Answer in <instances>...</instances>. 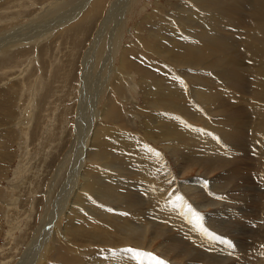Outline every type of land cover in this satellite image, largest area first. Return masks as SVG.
<instances>
[{
	"label": "rangeland",
	"instance_id": "1",
	"mask_svg": "<svg viewBox=\"0 0 264 264\" xmlns=\"http://www.w3.org/2000/svg\"><path fill=\"white\" fill-rule=\"evenodd\" d=\"M210 3L214 11L227 18L229 11L225 1L210 0ZM241 10L234 8V26L229 23L219 29L237 45L236 51L228 54L226 60L235 65L238 63L241 68L257 64L263 69L258 77L264 79L261 64L264 54H260V46L264 43H253L251 37H246L247 31L261 22L251 12V7ZM210 18L224 24L217 17L212 18V10L196 0H0V264H20L25 258L43 255L46 264H77L78 261L91 264L95 258L122 253L129 248L153 253L170 264H187L188 261L181 260L177 253L181 247L188 243L194 252L203 251L201 242L190 240L185 231L188 227L181 217L194 218L188 212V205L201 215L197 227L201 223L208 232L221 237L214 248L218 264H264V185L256 178L258 163L250 162L246 157L251 152L233 149L243 156L233 158L239 171L246 170L245 163L248 162L252 172L256 173L241 184L236 182L238 186H235L237 184L222 176L225 170L213 169L207 173L201 164L187 161L189 154L182 148L183 143H189L187 147L198 149L192 142L198 140L199 134L218 139L220 134L215 125H220L222 104L215 92L227 89L225 81L219 77L203 79L209 93L205 91L206 95L193 96L199 86L183 77L182 66L169 60L157 47L165 38L167 43L174 37L200 35L197 32L199 25L212 21ZM220 52L223 54L224 51ZM242 93L239 102L246 112L251 97ZM174 96L183 99L172 100ZM163 98L167 100V106L174 102L175 110L159 105L158 100ZM260 103L257 109L264 111V97ZM108 109L110 113L106 116L104 112ZM252 119L253 124L259 121ZM178 145L180 148L174 150ZM87 172L96 175L95 185H90ZM235 177L238 179L239 175ZM117 179L138 183L129 190L134 193V208H127L120 201L121 194L125 193L122 187L125 183H119ZM215 182L220 183L216 194L220 192L221 195L209 197L207 190L216 191ZM111 184L121 185L120 194L114 195V200L105 197V190ZM86 186L90 190L100 186L99 190L101 187L102 190L95 193ZM72 190L74 194L84 191L86 195L94 196L96 202L92 201L91 205L97 204L99 210L90 208L91 212L86 200V216L90 221L79 231H75L77 225L74 222L68 224L65 211L61 212V219L56 215L58 208L65 210L68 207L74 195ZM65 197L67 206L64 205ZM177 197H183V200ZM214 201L224 204L226 210L230 208L228 213L216 212L215 206L210 204ZM74 206L81 208V203L76 202ZM100 211L106 215H99ZM76 216L79 218V214ZM110 216L112 219L117 216L130 218V221L144 224V228L150 219L152 224L147 225L150 229L146 230L142 244L137 245L126 240L128 235L120 232L123 230L109 220ZM154 223L159 225L154 226ZM56 225L61 236L70 240L67 248L70 256L66 260L54 255L58 249L54 247L59 244L52 235ZM154 234L162 237L151 242ZM176 236L179 241L180 236L189 240L178 245L172 239ZM192 242H195L194 246ZM42 245L49 251L44 253ZM175 246L178 251L172 250ZM39 251H42L41 257ZM207 255L205 251L202 258ZM207 262L217 264L215 261L199 264Z\"/></svg>",
	"mask_w": 264,
	"mask_h": 264
},
{
	"label": "bare ground",
	"instance_id": "2",
	"mask_svg": "<svg viewBox=\"0 0 264 264\" xmlns=\"http://www.w3.org/2000/svg\"><path fill=\"white\" fill-rule=\"evenodd\" d=\"M198 3H200L201 5H203L204 7H208L212 10V18H216L217 20H221L224 24L222 25V23H216L214 22V20H211L210 22L207 23L206 21L205 23H203V25H199V30L197 32H200V35H196L190 38L187 37H174L175 35H172L174 37L173 41L167 42L165 43L166 38L163 40V43L161 42L160 44H158V50L160 51V53H164V55H166L168 57L169 60H174V63L176 65L182 66L181 67V75H183V77H188L190 80H192V82L199 86L195 88V94H193V96H203L206 95L205 91H208L209 93V89L208 87L202 82L203 79L206 80H215L216 77L221 78L222 82H224V85L226 86V90L222 89V90H218L215 92V95L219 98L221 104H222V108H221V114H222V119L220 121V125H215L216 126V132L219 135L218 137V141L215 139V137H211V136H202L199 134V136H196L198 138L197 141L192 142L193 144H196L198 147V149L196 148H190L187 147L189 146L188 144H184L182 148L186 149L188 152V160L187 161H193L196 164H201L202 167H204V169H206V172L209 173L211 172L213 169H221V170H225L224 174H222V176L226 179H228L230 182H234L235 186H238L239 182L241 184V182H245L248 179L251 178V175H255L254 171L252 172L251 170V165L248 164V162H246L245 164L247 165L246 170L242 169L241 171H239V169L236 167V165L234 164V159L233 158H243V156H239L237 151H233V149H240L243 148L244 150L247 151V154L249 152H251L248 156L247 159L251 162V161H255L256 163H258L257 166V177L259 178L260 182L264 185V111H260L259 109H257V106H260V101L261 98L264 97V79L263 78H259V74H261L262 72V67L257 66V64H255V66H248L247 68L243 67H239L238 63L237 65H235V63L233 61H227L226 60V56L228 54H231L233 52L236 51V47L234 43L228 38L225 37V35H222L219 31L220 28L224 27L225 25L229 24L230 25L232 23L235 24V21L232 19V13L234 11V8L237 9H244V8H249L251 7V12L253 11L254 15L258 18V20L261 22L259 25H257L256 27H252L250 28L247 32L248 35L246 34V37L249 36L252 38L253 43H256L257 41L264 43V0H233V1H228V0H223L227 3V9L229 11V14L227 16V18H225L224 16H222L221 14L217 13L216 11H214L213 9V4L210 3V0H196ZM95 2V1H94ZM181 5V4H180ZM179 5V6H180ZM198 5V4H197ZM87 7V5H86ZM89 9V8H88ZM90 10V9H89ZM248 10V9H247ZM118 11V10H117ZM178 11V8H177ZM187 11V10H185ZM197 11V10H196ZM209 11V10H208ZM242 11V10H241ZM176 12V10H175ZM116 13V12H115ZM211 13V12H210ZM243 13V12H242ZM188 14V13H187ZM197 14V13H196ZM175 15V14H174ZM200 16V15H199ZM190 17V16H189ZM201 17V16H200ZM203 17V16H202ZM242 18V17H241ZM164 19V18H163ZM166 19V18H165ZM177 19V18H176ZM184 19V18H183ZM190 19L192 20V18L190 17ZM189 20V19H188ZM189 20V21H191ZM203 20V19H202ZM171 21V19H170ZM173 21V20H172ZM199 21V19H198ZM121 23V22H120ZM165 23V22H164ZM175 23V22H174ZM178 23V22H176ZM186 23V21H185ZM189 23V22H188ZM191 24V23H190ZM197 24V23H196ZM234 24H232L234 26ZM157 25V24H156ZM163 25V24H162ZM179 25V24H178ZM229 25V26H230ZM120 26V25H119ZM164 26V25H163ZM185 28V27H184ZM161 29V28H160ZM165 30V29H164ZM196 30V29H195ZM227 30V29H226ZM168 31V30H167ZM191 31V30H190ZM229 31V29H228ZM245 31V30H244ZM170 32V31H169ZM194 32V31H193ZM246 32V31H245ZM175 33V32H173ZM178 33V32H177ZM196 33V32H195ZM225 33V31H224ZM164 34V33H163ZM168 34V33H167ZM170 34V33H169ZM227 34V33H226ZM101 35V34H100ZM177 35V34H176ZM189 35V34H188ZM115 36V35H114ZM171 36V34L169 35ZM167 36V37H169ZM233 36V35H232ZM172 37V38H173ZM100 38V37H99ZM170 38V37H169ZM99 40V39H97ZM160 40V39H159ZM169 41V40H168ZM237 41V40H235ZM159 42V41H158ZM241 42V41H240ZM112 43V42H111ZM236 43V42H235ZM97 44V43H96ZM156 45V44H155ZM244 46V45H243ZM251 46V45H249ZM248 46V48H249ZM258 46V45H257ZM152 47V46H151ZM252 47V46H251ZM254 47V46H253ZM259 47V46H258ZM256 48V46H255ZM261 50L260 54H264V46H260ZM245 49V48H244ZM243 49V50H244ZM258 49V48H257ZM256 49V50H257ZM250 50V49H249ZM163 51V52H162ZM220 51H224L223 54H220ZM247 51V50H246ZM251 51V50H250ZM248 52V51H247ZM253 52V51H251ZM255 52V50H254ZM109 53V52H108ZM157 53V52H156ZM159 53V54H160ZM250 53V52H249ZM220 54V55H219ZM236 54V53H235ZM232 54V55H235ZM246 54V53H244ZM256 54V53H255ZM259 54V53H258ZM171 55V56H169ZM251 55V54H250ZM254 55V54H253ZM154 56V55H153ZM188 56L189 59H185V57ZM212 56V57H211ZM157 57V56H156ZM235 56H232V58ZM248 57V55H247ZM252 57V56H251ZM209 58V59H207ZM250 58V57H249ZM228 59V58H227ZM238 59V58H237ZM253 59V58H252ZM232 60V59H231ZM246 60V59H245ZM264 57H262V66L264 67ZM238 62V61H237ZM227 63V64H225ZM249 63V62H248ZM240 64V63H239ZM242 65V64H241ZM178 66V67H179ZM227 66V67H226ZM229 66V67H228ZM88 67V66H87ZM89 77V76H88ZM155 77V76H154ZM184 78V80H185ZM98 79V78H97ZM181 79V78H180ZM166 80V79H165ZM188 81V80H187ZM186 83V82H185ZM161 86V84H159ZM222 85V87L224 86ZM159 86V87H160ZM191 86V85H190ZM93 87V86H92ZM178 87V86H177ZM176 87V89H177ZM192 87V86H191ZM95 88V87H94ZM180 88V87H179ZM193 88V87H192ZM224 88V87H223ZM100 90V89H98ZM192 90V89H190ZM193 91V90H192ZM191 92V91H190ZM242 92H246L248 97H251V105L248 108V110H246V112H244V106L240 105V100L242 98ZM245 95V94H244ZM247 97V96H246ZM175 98H182L181 96H174L172 97V100ZM165 98H163V100H158L159 105H162L163 107H168V108H172L173 110H175V103L171 101V105H166L165 102L167 101ZM183 99V98H182ZM250 99V98H249ZM86 100V99H85ZM100 101V100H99ZM98 101V102H99ZM248 101V99L246 100ZM181 102V101H180ZM250 102V101H249ZM113 103V102H112ZM242 103V102H241ZM247 103V102H246ZM98 104V103H97ZM153 104V103H152ZM250 104V103H249ZM90 105V104H89ZM94 105V104H93ZM186 107H189L187 104H184ZM237 105H240L238 107H236ZM157 106V105H156ZM235 108V110H232V108ZM115 108V107H114ZM87 110V109H86ZM109 110V109H108ZM106 110L105 115L108 116L110 113V110L108 111ZM113 111H115L112 108ZM181 111V109H178ZM165 112V111H164ZM115 113V112H114ZM118 113V112H117ZM186 113V112H183ZM116 114V113H115ZM88 115V114H87ZM155 115V114H154ZM102 116V115H101ZM159 116V115H158ZM167 116V115H166ZM111 117V116H110ZM156 117V116H155ZM246 117V119L244 118ZM98 118V117H97ZM160 118V117H159ZM170 119V117H168ZM244 118V119H243ZM250 118L254 119L256 118L257 120H259L257 123L255 121V123L253 124V122L250 120ZM87 119V118H86ZM252 119V120H253ZM255 120V119H254ZM159 121V120H158ZM90 122V120L88 121V123ZM161 122V121H160ZM168 123V122H167ZM86 124V122H85ZM163 126V125H162ZM100 128V127H99ZM109 128V127H108ZM92 129V128H91ZM97 129V128H95ZM99 130V129H98ZM89 132V131H88ZM96 132V131H95ZM158 132V131H157ZM87 133V132H86ZM85 133V135H87ZM109 133V131H108ZM160 133V132H159ZM97 134V132H96ZM101 135L103 133H100ZM183 134V133H182ZM185 134V133H184ZM210 134V133H208ZM99 134H97L98 136ZM100 135V138H101ZM172 135V134H171ZM174 136H178V135H174ZM183 136V135H182ZM181 136V137H182ZM221 136V137H220ZM117 137V136H116ZM95 138V137H94ZM108 138V137H107ZM177 138V137H176ZM82 139V138H81ZM93 139V138H92ZM98 139V138H97ZM109 140V139H108ZM116 140V139H115ZM92 143V142H91ZM94 143V142H93ZM104 143V142H103ZM93 145V144H92ZM104 145V144H103ZM108 145V144H107ZM164 145V144H163ZM87 147V146H86ZM105 146H102V148ZM120 147V146H119ZM185 147V148H184ZM83 148V147H82ZM99 148V147H98ZM113 148V147H112ZM179 145L178 147H175V149H179ZM84 149V148H83ZM101 148H99L100 151ZM182 149V150H183ZM108 150V149H107ZM242 150V149H241ZM172 151V150H171ZM244 151V152H246ZM116 152V151H115ZM185 152V151H184ZM235 152V153H234ZM102 153V152H100ZM106 153V152H105ZM177 153V152H176ZM181 154V153H180ZM102 156H104L103 154H101ZM124 155V154H123ZM144 155V154H143ZM174 155V154H173ZM83 156V155H82ZM157 156V155H156ZM178 156V155H177ZM184 156V153H183ZM135 157V156H134ZM187 157V156H186ZM104 158V157H103ZM106 158V157H105ZM185 158V157H183ZM254 158V159H253ZM86 159V158H85ZM141 159V158H140ZM156 159V158H155ZM154 159V160H155ZM181 158H179L180 160ZM196 159V160H194ZM105 160V159H104ZM114 160V159H113ZM119 160V159H118ZM144 160V159H143ZM157 160V159H156ZM156 160L154 162H156ZM178 160V161H179ZM185 160V159H184ZM138 161V159L136 160V162ZM145 161V160H144ZM143 161V162H144ZM147 161V160H146ZM181 161V160H180ZM91 162V161H90ZM138 163V162H137ZM95 164V163H94ZM119 164V163H118ZM121 164V163H120ZM180 164V163H179ZM240 164V163H239ZM257 165V164H256ZM125 166V164L123 165ZM159 166V165H158ZM78 167V166H77ZM126 167V166H125ZM130 167V166H129ZM179 167V166H177ZM189 167V166H188ZM187 167V168H188ZM110 168V167H109ZM158 168V167H157ZM180 168V167H179ZM127 169V168H126ZM142 169V167H141ZM80 171L82 170L79 169ZM116 170V169H115ZM180 171V170H179ZM115 172V171H114ZM124 172V171H123ZM138 172V171H137ZM83 174V171L81 172ZM112 173V172H111ZM81 174V175H82ZM86 175H89L90 177V185H95V179L97 178L95 174L93 173H85ZM239 175L238 179L234 176ZM255 175V176H256ZM121 176V175H120ZM205 176V175H204ZM116 177V176H115ZM128 177V176H127ZM70 178V176H69ZM83 178V177H82ZM126 178V177H125ZM234 178V180H233ZM104 179V178H103ZM102 179V180H103ZM121 179V178H120ZM64 180V179H63ZM72 180V179H71ZM70 180V182H71ZM74 180V179H73ZM98 180V179H97ZM96 180V181H97ZM105 180V179H104ZM118 180V179H117ZM122 180V179H121ZM59 181V180H58ZM78 181V180H77ZM86 181V184L87 182ZM119 183L121 182L120 180H118ZM117 181V184H118ZM196 182V180H194ZM225 181V180H224ZM200 182V181H199ZM73 183V182H72ZM71 183V184H72ZM75 183V182H74ZM101 183H103V181H101ZM106 183V181H105ZM104 183V184H105ZM108 183V182H107ZM121 183H125V182H121ZM136 182H132L130 179L125 183V185H123L122 187L125 189L121 194V202L124 204L125 207L127 208H134L136 206L135 201H134V193H131L129 190L131 189L130 186H134V185H138V183ZM149 184V183H148ZM211 184V182H210ZM219 182H215L214 187L216 188V191L213 189H208L207 193L209 195V197L215 196V195H221L220 192L218 193L219 189L217 190L218 187H220ZM73 185V184H72ZM101 185V184H100ZM106 185V184H105ZM104 185V186H105ZM144 185V184H143ZM206 185V184H205ZM84 186V185H82ZM121 186V185H120ZM120 186L117 185H108V189L105 190V192H107V196H105L106 198L111 197V200H114L113 196L114 195H119L120 192ZM204 186V185H202ZM234 186V185H233ZM70 187H72L70 185ZM74 187V186H73ZM87 187V186H86ZM100 187V186H99ZM99 187L94 186L95 190H90L89 186L87 188H89L90 191H95V193L102 190ZM117 187V188H116ZM149 187V186H148ZM198 187V186H197ZM222 190H224L223 186ZM244 187V186H243ZM242 187V188H243ZM264 187V186H263ZM81 188V187H80ZM116 188V189H114ZM122 188V189H123ZM205 188V187H204ZM207 188V187H206ZM209 188V187H208ZM213 188V187H212ZM226 188V186H225ZM232 188V187H231ZM236 188V187H235ZM233 188V189H235ZM261 188V186H260ZM69 189V188H68ZM83 189V188H82ZM143 189V188H141ZM202 189V188H201ZM66 190V189H65ZM84 190V189H83ZM104 190V189H103ZM145 190V189H144ZM205 190V189H202ZM212 190V191H211ZM231 190V189H230ZM245 190V187H244ZM263 190V188H262ZM261 190V191H262ZM81 191V190H80ZM86 191V190H84ZM76 192L77 194L73 193V190L71 191L74 195L71 197V199L68 200L65 197V201H64V205H66L68 203V207L65 208V210L58 208L59 212L56 213V215L58 217H60V214L62 211H65V215L66 217H69V222L68 224L71 225L72 222H74L77 226L75 228V231H79L82 230V228H85L87 226V222L90 221V217H87V210L85 207V202H87L86 200H88L89 202V210L94 209V210H98V208L96 207L97 204L95 205H91L92 201L96 202V199H94L93 197H90L88 194L86 195L85 192ZM118 191V192H117ZM147 191V190H146ZM200 191V190H199ZM236 191V190H235ZM67 192V190L65 191ZM97 192V193H98ZM102 192V191H101ZM223 192V191H222ZM225 192V191H224ZM63 193V192H62ZM137 193V192H136ZM135 193V194H136ZM65 194V193H64ZM71 195V193H69ZM68 194V196H69ZM139 194V193H138ZM195 194L200 195L199 192H196ZM205 194V193H203ZM238 194V193H237ZM245 194V193H244ZM207 195V196H208ZM246 195V194H245ZM255 195V194H254ZM51 196V195H50ZM104 196V195H103ZM202 196V195H200ZM101 197V196H99ZM115 197V196H114ZM230 197V196H229ZM239 197V196H238ZM69 198V197H68ZM105 198V199H106ZM204 198V197H203ZM104 199V198H103ZM110 199V198H108ZM169 199V198H168ZM209 199V198H208ZM207 199V200H208ZM213 199V198H212ZM230 199V198H229ZM51 200V199H50ZM62 200V199H61ZM204 200V199H203ZM206 200V201H207ZM237 200V199H236ZM117 201V200H116ZM67 202V203H66ZM72 202V203H70ZM76 202L81 203V208L74 206V204ZM144 202V201H143ZM169 202V201H168ZM221 202V201H220ZM224 202V201H223ZM245 202V201H244ZM203 203V202H202ZM243 203V202H242ZM53 204V203H52ZM210 204H213L215 206L216 212H225L228 213V211L230 210V208H228V210H226L225 206H223L224 204L222 203H216L211 202ZM231 204V203H230ZM54 205V204H53ZM61 205V203H60ZM147 205V204H146ZM185 205V204H184ZM204 205L208 206V202ZM211 205V206H213ZM240 205V204H239ZM244 205V204H243ZM67 206V205H66ZM87 206V205H86ZM197 206V205H196ZM153 207V206H152ZM166 207V206H165ZM204 207V206H203ZM227 207V206H226ZM232 207V206H230ZM263 207V206H262ZM88 208V207H87ZM126 208V209H127ZM144 208V207H143ZM162 208V207H161ZM264 208V207H263ZM56 209V206H55ZM160 209V208H159ZM188 209V208H187ZM197 209V208H196ZM235 209V208H233ZM57 210V209H56ZM152 210V208H151ZM262 210V209H260ZM55 211V210H54ZM91 211V210H90ZM89 211V213H90ZM99 211V210H98ZM141 211V210H140ZM143 211V210H142ZM147 211V210H146ZM157 211V210H156ZM170 211V210H169ZM236 211V210H235ZM263 211V210H262ZM92 212V211H91ZM175 212V211H174ZM47 213V212H46ZM133 213V212H131ZM164 213V212H163ZM182 213V212H181ZM77 214H79V218L76 216ZM99 215L105 214L106 212L100 211L98 213ZM154 215V214H151ZM158 215V214H157ZM218 215V214H217ZM262 215V214H261ZM260 215V216H261ZM56 216V217H57ZM132 216V215H131ZM163 216V215H162ZM178 216V215H177ZM192 216V215H191ZM201 216V215H200ZM207 216V215H206ZM231 216V215H230ZM118 217V216H117ZM113 218L112 216L109 217V220H111L112 222H114L115 224L118 225V227L123 230L120 231L122 233H125L128 235V237H126V240L130 241H134L135 243H137V245L142 244V239L143 236L146 233V230H149L147 225L148 224H152V220L150 219V222H148L145 225L144 228V224H141L140 222H133L127 219L122 218ZM139 217V216H138ZM161 217V216H160ZM175 217V216H174ZM181 217V216H180ZM217 217V216H215ZM43 218V217H42ZM136 218V217H135ZM134 218V219H135ZM164 218V217H163ZM182 221L183 224L187 225V229L185 230L183 227H181L182 231L185 230L187 231L186 234L188 235V238L190 240H194V241H198L201 242V245H203L201 248H203L202 253L200 252H194L191 247L189 246V244L187 243V241L189 239H185L184 237L180 236V241H179V237L176 236L175 238L172 237L173 242H175V244L179 243H187L185 244V247H181V251L177 252L179 253L180 259L181 260H185L188 261L186 262L187 264H199L200 262L202 263L203 261H215L218 259L216 251L214 248H216L218 246V243H220V239H213L211 238L210 235L205 234L204 231L201 230L200 225H202L204 227L203 224H199V227H197L196 225L198 224V222L193 218H187L186 216H182ZM224 218V217H223ZM232 218V217H231ZM57 219V218H56ZM61 219V217H60ZM92 219V218H91ZM123 219V220H121ZM172 219V218H171ZM203 219V218H202ZM247 219V218H246ZM261 219V218H260ZM93 220V219H92ZM155 220V219H154ZM153 220V221H154ZM174 220V219H173ZM180 220V219H179ZM236 220V219H235ZM238 220V219H237ZM258 220V219H257ZM47 221V220H46ZM204 221V220H203ZM207 221H208V217H207ZM206 221V222H207ZM241 221V220H240ZM58 222V221H57ZM60 222V221H59ZM62 222V220H61ZM156 222V221H155ZM164 222V221H163ZM176 222V221H175ZM217 222V221H216ZM242 222V221H241ZM260 222V220H259ZM87 223V224H85ZM159 223V222H158ZM158 223H154V226L156 224V226H158ZM167 223V221H166ZM210 223V222H209ZM212 223V222H211ZM210 223V224H211ZM227 223V222H226ZM48 224V222H47ZM58 224V223H57ZM158 224V225H157ZM171 224V223H170ZM169 224V225H170ZM208 224V223H207ZM222 224V223H221ZM234 224V223H233ZM45 225V224H44ZM51 225V224H50ZM189 225V226H188ZM215 225V224H214ZM211 226V227H214ZM68 226V225H67ZM90 226V225H89ZM167 226V224H166ZM196 226V227H195ZM216 226V225H215ZM227 226V225H226ZM243 226V225H242ZM44 227V226H43ZM48 227V226H47ZM46 227V228H47ZM249 227V226H248ZM262 227V226H261ZM52 228V227H51ZM55 228V229H54ZM66 228V227H65ZM160 228V227H159ZM166 228V227H165ZM191 228V230H190ZM216 228V227H215ZM251 228V227H250ZM254 228V227H252ZM54 231H52V235L54 234L55 239L59 241V244L54 247L55 249H57V252L59 251L60 253L63 254H59L56 252V254H54L57 259L60 258L61 260H66V258H68L70 256L69 251L67 250L68 247H70V240L68 241L66 239V237H62L61 233L59 232V227L58 225H56L55 227L53 226ZM152 229V227H151ZM195 229V230H194ZM207 229V228H206ZM213 229V228H211ZM222 229V226H221ZM47 230V229H46ZM157 230V228H156ZM159 230V229H158ZM163 230V229H161ZM160 230V231H161ZM177 230V229H176ZM214 230V229H213ZM218 230V229H216ZM220 230V228H219ZM224 230V229H223ZM226 230V229H225ZM236 230V229H235ZM49 231V230H47ZM46 231V232H47ZM117 231V230H116ZM165 231V230H164ZM210 231V230H209ZM233 231V230H232ZM263 231V230H262ZM158 232V231H157ZM218 232V231H217ZM227 232V231H226ZM230 232V230H229ZM218 233H221L218 232ZM223 233V231H222ZM228 233V232H227ZM264 233V232H263ZM39 234V233H38ZM48 234V233H46ZM231 234V233H230ZM233 234V233H232ZM45 235V234H42ZM166 235V234H164ZM226 235V233L224 234ZM229 235V234H228ZM38 236V235H37ZM50 236V235H49ZM161 236V234L159 235ZM157 234L153 235V240H151V242H153L157 237H159ZM183 236V234H182ZM232 236V235H231ZM262 236V235H260ZM162 237V236H161ZM164 237V236H163ZM187 237V236H186ZM258 237V236H257ZM48 238V237H45ZM92 238V237H91ZM264 238V237H262ZM40 239V238H39ZM49 239V238H48ZM74 239V237H73ZM241 239V238H240ZM256 239V238H255ZM41 240V239H40ZM42 244H45L44 239H42ZM94 240V239H93ZM96 240V239H95ZM94 240V241H95ZM166 240H168V238H166ZM234 240V239H233ZM251 240V239H250ZM261 240V238H260ZM264 240V239H263ZM262 240V241H263ZM90 241V240H89ZM232 241V240H231ZM254 241V240H253ZM259 241V240H258ZM261 241V242H262ZM93 242V241H92ZM150 242V241H149ZM190 242V241H189ZM198 242V243H199ZM222 242V241H221ZM249 242V241H248ZM264 242V241H263ZM41 243V242H39ZM38 243V244H39ZM124 243V242H122ZM131 243V242H129ZM134 243V245H135ZM167 243V242H166ZM198 243H196V245H199ZM254 243V242H253ZM260 243V242H259ZM37 244V243H36ZM126 244V243H125ZM191 244V243H190ZM193 246L195 244V242H192ZM191 244V245H192ZM238 244V243H236ZM250 244V243H249ZM42 245V247H43ZM152 245V244H151ZM253 245V244H251ZM261 245V244H260ZM263 245V243H262ZM30 246V245H29ZM28 246V247H29ZM41 246V245H40ZM124 246V244H123ZM254 246V245H253ZM257 246V245H256ZM32 247V245H31ZM41 247V248H42ZM108 247V246H107ZM139 247V246H138ZM142 247V246H141ZM174 247V246H173ZM178 247V246H177ZM180 247L178 249H180ZM37 248V245H36ZM40 248V247H38ZM40 248V249H41ZM53 248V249H54ZM145 248V247H144ZM147 248V247H146ZM145 248V249H146ZM243 248V247H242ZM253 248V247H252ZM264 248V247H263ZM76 249V247L74 248ZM73 249V251H75ZM171 249V248H169ZM168 249V252H169ZM176 249L175 248H172ZM249 249V248H248ZM256 249V248H255ZM39 250V249H38ZM78 250V249H77ZM144 250V249H142ZM171 250V251H172ZM31 251V250H30ZM48 250L47 246L43 247V252L46 253ZM79 251V250H78ZM146 251V250H145ZM162 251V250H161ZM176 251H178L176 249ZM205 251L209 254L207 255V257L203 256L202 258V254L204 255ZM254 251V250H253ZM35 252V254H37V251H33ZM42 252V251H41ZM41 252L39 251V257H41ZM55 252V251H54ZM167 252V253H168ZM175 252V251H174ZM246 252V251H245ZM249 252V251H248ZM25 253V252H24ZM76 254V252H74ZM162 253V252H161ZM237 253V252H236ZM261 253V252H260ZM43 254V253H42ZM170 254V253H169ZM264 254V253H263ZM262 255V254H261ZM25 256V255H24ZM27 256V255H26ZM25 256V257H26ZM33 256V255H32ZM44 256V255H43ZM43 256L41 258H37L34 257V259H27L25 258V262H21L20 264H46L44 263V258ZM100 256V255H98ZM95 256V257H98ZM166 256V255H165ZM177 256V255H176ZM216 256V257H215ZM258 256V255H257ZM15 257V255H14ZM77 257V255H76ZM79 257V256H78ZM168 258V256H166ZM21 258V257H20ZM19 258V259H20ZM36 258V259H35ZM220 258V257H219ZM225 258V257H224ZM223 258V259H224ZM55 259V258H54ZM74 259L73 261H77L78 259L76 258H72ZM94 259V258H93ZM92 259V261H93ZM164 259V258H163ZM226 260V259H225ZM240 260V259H239ZM251 260V259H249ZM16 261V259L14 260ZM91 261V262H92ZM169 261V260H167ZM197 261H200L199 263ZM235 261V260H234ZM80 261L77 262V264H81L79 263ZM90 262V263H91ZM224 262V261H223ZM226 262V261H225ZM228 262V260H227ZM93 264H155L154 261L150 260V259H143V260H137L134 258L133 254H130L126 251H123L122 253H114L105 257H98L95 258V261L92 262ZM91 263V264H92ZM183 263V262H182ZM210 263V262H209ZM259 263V262H258ZM264 263V262H263ZM5 264V263H4ZM13 264V262L11 263ZM76 264V262L74 263ZM89 264V263H88ZM166 264H170V262H166ZM177 264V263H176ZM206 264V263H205ZM208 264V262H207ZM212 264V263H210ZM216 264V263H215ZM218 264V262H217Z\"/></svg>",
	"mask_w": 264,
	"mask_h": 264
},
{
	"label": "snow or ice",
	"instance_id": "3",
	"mask_svg": "<svg viewBox=\"0 0 264 264\" xmlns=\"http://www.w3.org/2000/svg\"><path fill=\"white\" fill-rule=\"evenodd\" d=\"M178 200H183V197H177ZM188 212L192 214V216L194 217V219L199 223L200 221V214L198 212H196L194 209H192V207L190 205H188ZM201 230L205 232V234L210 235L211 238L213 239H221V237L217 236L214 233H210L208 232V230L206 228H204L202 225H200ZM225 243H229L228 241H222ZM126 252L132 253L134 258L137 260H143L145 258L150 259L152 261L155 262V264H166L165 261H163L161 258L155 256L153 253H148V252H143L141 250L138 249H125Z\"/></svg>",
	"mask_w": 264,
	"mask_h": 264
}]
</instances>
